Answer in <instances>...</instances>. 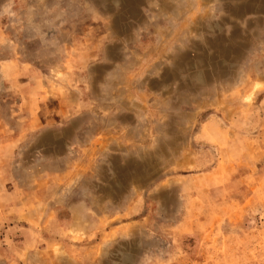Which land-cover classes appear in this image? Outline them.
<instances>
[{
    "label": "rangeland",
    "instance_id": "1",
    "mask_svg": "<svg viewBox=\"0 0 264 264\" xmlns=\"http://www.w3.org/2000/svg\"><path fill=\"white\" fill-rule=\"evenodd\" d=\"M0 264H264V0H0Z\"/></svg>",
    "mask_w": 264,
    "mask_h": 264
}]
</instances>
